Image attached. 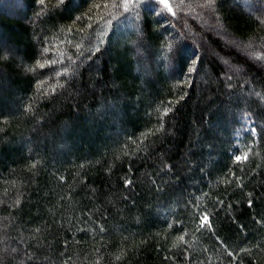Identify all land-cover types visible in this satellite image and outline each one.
<instances>
[{
  "label": "trees",
  "instance_id": "1",
  "mask_svg": "<svg viewBox=\"0 0 264 264\" xmlns=\"http://www.w3.org/2000/svg\"><path fill=\"white\" fill-rule=\"evenodd\" d=\"M169 3L0 0V264H264V0Z\"/></svg>",
  "mask_w": 264,
  "mask_h": 264
},
{
  "label": "snow or ice",
  "instance_id": "2",
  "mask_svg": "<svg viewBox=\"0 0 264 264\" xmlns=\"http://www.w3.org/2000/svg\"><path fill=\"white\" fill-rule=\"evenodd\" d=\"M41 3H43V0H41ZM129 3H130V0H124V7H125V10H127L128 9V5H129ZM159 3L160 4H162L166 9H167V11L168 12H170V13H173V8H172V6L170 5V3H169V0H159ZM208 3L209 4H211V3H214V0H208ZM104 7H107V5H104ZM174 14V13H173ZM41 66H43V65H41ZM255 130L253 129V132H254ZM237 161H241L242 159H247V154H245L243 157H241V156H236V158H235ZM209 224V217L208 216H202L201 217V227H203V226H206V225H208ZM181 241H183V236H181L180 238H179ZM117 259H119V257H117Z\"/></svg>",
  "mask_w": 264,
  "mask_h": 264
}]
</instances>
